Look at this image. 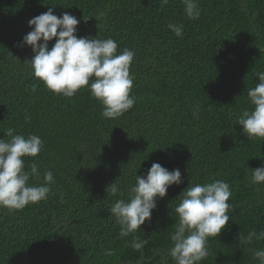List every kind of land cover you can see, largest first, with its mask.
<instances>
[{"label":"trees","instance_id":"trees-1","mask_svg":"<svg viewBox=\"0 0 264 264\" xmlns=\"http://www.w3.org/2000/svg\"><path fill=\"white\" fill-rule=\"evenodd\" d=\"M198 5L199 18L189 19L182 0H0V138L10 128L39 136L43 150L23 158L28 171L38 164L29 184L43 183L49 170L55 181L45 200L0 207V264H176L168 249L179 194L189 182L213 180L230 184V220L209 238L199 264H259L253 253L264 239L244 244L240 237L264 231V183L251 182L264 139H248L236 121L252 107L247 91L264 72V0ZM53 6L57 16L80 21L78 36L112 38L118 54L135 52L136 99L122 116L104 118L88 87L65 97L34 77L31 47L17 44L32 30L27 21ZM169 23L182 24L183 36ZM153 162L178 168L182 183L157 199L140 230L121 237L109 209L129 198L136 173ZM114 180L116 196L106 191ZM134 237L147 241L142 250L131 247Z\"/></svg>","mask_w":264,"mask_h":264},{"label":"clouds","instance_id":"clouds-1","mask_svg":"<svg viewBox=\"0 0 264 264\" xmlns=\"http://www.w3.org/2000/svg\"><path fill=\"white\" fill-rule=\"evenodd\" d=\"M162 3L167 4L168 0ZM182 3L189 19L199 18L198 0H182ZM54 7L29 19L27 23L32 30L17 44L18 47H31L33 56L26 61L34 77L50 91L65 97H72L82 87H88L91 95L101 103L104 118L122 116L134 106L136 99L130 95L134 81L130 65L135 52L125 48L118 54V44L112 38L78 36L80 21L68 12L57 16ZM168 28L176 36H183L182 24L169 23ZM54 39L50 48L49 42ZM256 76L259 83L247 91L252 107L243 110L236 121L248 139H264V72H257ZM193 115L198 116V111ZM5 135L8 139L0 138V207L20 210L47 199L50 185L55 182L53 172L44 173L43 183L29 184L30 177L39 176L38 164L31 163L28 171L23 159L36 157L43 150V140L35 134L15 133L11 128ZM251 182L264 183V160L252 169ZM181 183L182 174L178 168L170 171L158 162H153L145 175L136 173L135 184L128 189L129 198L115 200L109 209L120 226V236L127 237L140 230L141 225L151 219L157 199L164 198L171 185ZM106 191L113 196L121 193L115 180ZM231 195L230 184L224 180L204 184L189 182L179 194L180 203L174 209L178 223L170 233L172 246L168 249L176 264H199L209 255V238L217 237L230 220ZM240 239L249 244L253 239H264V231H253ZM146 243L134 237L131 247L140 251ZM253 256L259 264H264V249L255 250Z\"/></svg>","mask_w":264,"mask_h":264}]
</instances>
